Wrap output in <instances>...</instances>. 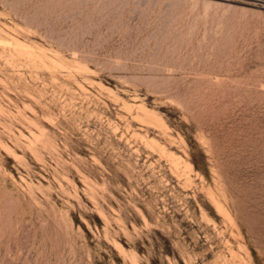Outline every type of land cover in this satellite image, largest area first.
<instances>
[{
	"label": "rangeland",
	"instance_id": "1",
	"mask_svg": "<svg viewBox=\"0 0 264 264\" xmlns=\"http://www.w3.org/2000/svg\"><path fill=\"white\" fill-rule=\"evenodd\" d=\"M0 264H264V0H0Z\"/></svg>",
	"mask_w": 264,
	"mask_h": 264
}]
</instances>
